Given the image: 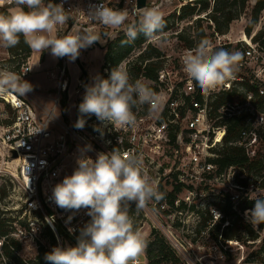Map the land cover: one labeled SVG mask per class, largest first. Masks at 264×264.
Wrapping results in <instances>:
<instances>
[{
    "label": "built area",
    "instance_id": "1",
    "mask_svg": "<svg viewBox=\"0 0 264 264\" xmlns=\"http://www.w3.org/2000/svg\"><path fill=\"white\" fill-rule=\"evenodd\" d=\"M156 1L147 0L146 7L155 5ZM52 2L63 3L71 17L58 28L62 35L73 30L92 29L101 34L126 29L135 22L139 10L138 0H105L109 7L128 10L124 25L108 28L91 21L87 15L90 6L101 0ZM2 6L10 5L5 2ZM211 26L213 32L209 41L214 52L223 49L242 55L234 79L209 95H202L195 81L189 80L183 72L182 57L193 48H183L177 55L165 54L154 79L143 73L138 78L163 95L162 110L152 114L147 105L141 110L133 109L137 121L135 126L127 129L117 130L112 123L101 122L94 115V136L86 137L79 129L65 124L48 107L42 109L30 92L20 97L15 94L0 97L13 114V121L3 127V143L9 154L12 151L18 154L21 166L18 190L22 193L19 200L23 202L20 209L17 206L0 207L1 217L6 218L9 228L8 234L0 235V264H17L9 253L29 264L30 259L21 255L23 247L32 251L41 246L51 250L56 246H76L80 229L91 220L88 210L61 209L52 200L55 185L62 182L65 162L75 154L74 146L84 149L91 145V150L86 152L93 161L98 153H107L114 148L121 153L142 155L158 190L160 183L164 186V199L150 203H168V195L175 187L181 190L176 193L174 203L215 201L220 193L225 199L227 194L235 204L253 198L249 192L258 190L260 185L244 179L243 174L249 167L255 170L251 163L258 157L262 159L264 170V150L261 154L257 150L258 145H264V45L256 39L255 31L250 35L245 33L248 40H244L243 35L232 39L228 33L219 34L215 24ZM22 69L26 75L30 68L24 64ZM248 85L256 90L249 89ZM68 86L69 79L62 68L57 79L58 98L54 99V108ZM235 121L241 122V126L236 136L228 140L229 125ZM54 123L62 132L53 138L50 126ZM226 144L244 149L249 161L220 169L219 151ZM242 180H247L248 184L243 185ZM219 188L224 189L219 191ZM8 199H11L10 195L5 202ZM70 228L73 231L70 232ZM252 258L241 259L237 264H264L256 257ZM139 264L146 263L139 258ZM189 264L196 263L189 260Z\"/></svg>",
    "mask_w": 264,
    "mask_h": 264
},
{
    "label": "clouds",
    "instance_id": "2",
    "mask_svg": "<svg viewBox=\"0 0 264 264\" xmlns=\"http://www.w3.org/2000/svg\"><path fill=\"white\" fill-rule=\"evenodd\" d=\"M5 2L11 7L7 13H0V46L4 48L17 46L22 36L33 51L42 53L50 49L53 57L74 61L81 49L101 41L100 34L92 29L59 36L58 28L71 19L63 3L0 0V6ZM136 14L138 20L129 25L122 43L134 42L140 34L148 40L166 36L163 32L166 22L159 8L145 7ZM87 15L105 27L120 28L128 19V10L114 9L101 0L90 6ZM241 60L239 52L223 49L214 52L211 42L202 38L183 55V72L207 96L234 79ZM32 89V84L10 66H0V97L12 94L20 97ZM164 103L162 94L139 79L133 82L121 62L111 70L109 78H97L86 88L79 105L81 115L74 126L82 129L86 124L84 117L95 115L101 122L112 123L117 130L127 129L137 121L133 109L141 110L147 105L148 111L155 114L162 110ZM89 150L91 145L81 150L76 170L55 185L52 200L61 209H87L91 220L80 229L76 246L53 247L44 259L49 264H139L148 240L134 226L130 208L134 204L139 212L150 202L164 199V193L156 187L142 155L121 153L114 148L98 153L93 161L85 154ZM244 216L253 227L264 224V199H255L254 208L246 210Z\"/></svg>",
    "mask_w": 264,
    "mask_h": 264
},
{
    "label": "rangeland",
    "instance_id": "3",
    "mask_svg": "<svg viewBox=\"0 0 264 264\" xmlns=\"http://www.w3.org/2000/svg\"><path fill=\"white\" fill-rule=\"evenodd\" d=\"M190 3H192V0H157L155 5H150V7H156L159 4L157 8L162 11L164 17L176 13L175 32L167 33L164 39L156 37L148 40L142 47H135L130 51L122 62L127 67L132 81L135 77L133 68L137 57L141 55L149 43L159 47L166 55H177L183 47L179 43L178 38L172 36V34L186 32L188 35L194 36L198 34L200 25L201 29H204L207 33L211 34L213 32L212 26L208 28L213 22L207 20V17H205L206 13H201V15H196L194 18L189 17L182 21L177 20L181 7ZM254 4L255 0H251L247 4L246 9L241 12L240 17L232 21L228 31L232 39L240 38L243 33L250 35L254 31L257 34L263 32L262 39H264V9L259 13L257 22L251 24L253 19L252 6ZM5 7L8 6H0V13ZM199 17H204V20L197 23L196 19ZM127 27L126 29L122 28L113 32L101 33L100 46L93 43L91 46L81 49L80 55L74 61H71L68 57H63V63L60 65L59 58L53 57L50 49L42 53L34 51L30 58L27 59V62L24 63L30 68L26 75H23L22 68L24 64L21 60L22 55L14 56L16 53H13L12 50L0 46V66H10L13 71L32 84L33 89L30 93L33 94L34 99L40 102L42 109L48 107L65 124L78 129L74 125L81 115L79 105L83 101L86 88L92 85L97 78L107 79L110 77L112 68L107 65V62H109L106 58L107 45L109 41L115 40L119 35H125ZM76 32L77 30H73L72 34ZM95 32L99 33V31ZM105 33L107 35H104ZM57 34L64 36L59 32ZM80 64L88 73V83H86ZM62 68L65 69V77L69 79V86L67 91L61 94L58 106L54 108V99L58 98L55 87ZM64 102L66 103L65 105ZM84 118L86 124L79 131L86 137H93L94 115L85 116ZM12 121L13 114L11 109L4 105L0 99V186H6L11 196V199L7 200L8 202H3V206H17V209H20L23 206V202L19 200L22 193L18 190L21 181V166L17 158H12L7 146L3 143V127ZM50 127L53 131V138L62 132L58 124H51ZM74 149L75 154L70 156L65 162V168L61 173L62 181L65 176H70L78 167L77 159L81 156L83 148L74 146ZM257 150L258 154H261L264 150V145H258ZM85 154L92 159L88 152ZM243 178L248 181L258 182L260 185L258 190L249 192V196L253 197L252 199L264 197V186H262L264 184V170L246 171L243 174ZM223 189L219 188L218 190L221 191ZM225 196L228 198L227 194ZM224 200L225 197H222L220 193L215 201L175 203L173 207L166 202L149 203L145 209L139 212H137L133 204L129 214L133 217L134 226L146 235L147 240L162 237L175 250L183 264H189V260L196 264H237L241 259L245 261L252 260L253 256L256 257V251L264 247V225L263 227H260V225L254 227L260 234L255 242L241 244L236 240L224 242L221 238L219 242H216L211 237L212 234L217 232L216 225L222 217L220 207L223 206ZM236 205L233 203L235 208ZM225 225L221 226L220 232L224 230ZM37 251L38 249L31 251L23 247L21 255L34 262L37 257ZM140 259L147 264L146 252L143 253ZM256 260L259 261L258 258Z\"/></svg>",
    "mask_w": 264,
    "mask_h": 264
},
{
    "label": "trees",
    "instance_id": "4",
    "mask_svg": "<svg viewBox=\"0 0 264 264\" xmlns=\"http://www.w3.org/2000/svg\"><path fill=\"white\" fill-rule=\"evenodd\" d=\"M251 0H192V3L186 4L181 7L180 13L177 16V20H184L186 18H194L196 15H201V13H206L207 20L212 21L215 24V29L219 34H227L230 30V25L232 21L238 19L243 10L246 9L247 4ZM9 7H5L1 13H7ZM264 9V0H255V4L252 6L253 19L251 24L257 22L259 13ZM176 13L170 16L164 17L166 26L163 29L165 34L170 32H175L174 28L176 25ZM204 20V17H199L196 19L197 23H200ZM211 28V25L208 26ZM164 39V35H158ZM172 36L178 38L179 43L183 48H194L200 39L209 38L212 36V33H207L204 29L198 31V34L194 36L188 35L186 32L174 33ZM263 32H260L256 35V39L262 42L264 45V39H262ZM126 37L124 34L119 35L115 40L109 41L107 45L106 58L109 60L107 65L112 69L115 68L119 63H121L130 53V51L135 47H142L148 39H146L143 34H140L139 37L131 43H122L125 41ZM13 53H16L14 56L22 55V63H26L27 59L32 55V50L24 43L23 37L20 38V43L13 47L9 48ZM165 55L159 47L149 43L144 51L137 57V61L133 68L134 80H137L140 75L143 73L144 76L150 79H154L156 75V70L161 65V57ZM63 63V58H59V65ZM249 89L256 90L255 87L248 85ZM66 103L64 102V105ZM11 122H8L10 124ZM241 122L235 121L233 124L229 125L227 132L228 140L233 139L238 131ZM218 163L220 169H224L230 165L234 164H243L249 161V155L247 152L239 147L226 144L219 151ZM262 159L259 157L251 163V166H254L256 170L262 169ZM247 171H252V168H248ZM243 185H247V180H242ZM264 186V184L262 185ZM181 189L175 187L173 192L168 195V204L174 206V199L176 193ZM9 190L6 186H0V207L3 206V202L9 196ZM257 199V198H256ZM259 199H264L260 197ZM255 206V199H244L243 201L237 203L236 208L233 206V203L229 198L224 200L223 206L220 207L222 212V217L219 220V223L216 225L217 232L212 234L211 237L214 241L219 242L220 238L224 242L231 240H236L241 244H246L248 242H255L260 234L251 224L246 222L244 217V212L249 209H253ZM3 211L0 209V235L4 236L9 233V228L6 224V218H2L1 215ZM225 223H227L225 225ZM224 226V230L220 232V228ZM264 224H261L260 227H263ZM213 229V226H212ZM264 246V241H263ZM19 247V245H18ZM51 249L46 247H40L38 254L34 262L31 260L29 264H49L44 259L46 253L50 252ZM147 264H183L180 261V258L177 256L175 250L169 246L162 237H158L154 240H148L147 248L145 249ZM255 254L256 258L260 262L264 263V247H261ZM14 257L17 264H25L20 258H17L13 253H9ZM253 260V259H252Z\"/></svg>",
    "mask_w": 264,
    "mask_h": 264
},
{
    "label": "water",
    "instance_id": "5",
    "mask_svg": "<svg viewBox=\"0 0 264 264\" xmlns=\"http://www.w3.org/2000/svg\"><path fill=\"white\" fill-rule=\"evenodd\" d=\"M146 4H147V0H138V5H137V7H138L139 9H143V8L146 7ZM137 20H138V17H136L135 22H136ZM135 22H134V23H135ZM80 31H82V30H80ZM94 44L97 45V46H100L99 41L95 42ZM80 65H81V64H80ZM81 68H82V71H83V73H84V77H85L86 83H88V80H89L88 73H87V71L82 67V65H81ZM11 156H12V158L14 159V158H17V157H18V154L16 153V151H12V152H11ZM159 190H160L161 192L164 191V186L162 185V183H160V185H159Z\"/></svg>",
    "mask_w": 264,
    "mask_h": 264
},
{
    "label": "bare ground",
    "instance_id": "6",
    "mask_svg": "<svg viewBox=\"0 0 264 264\" xmlns=\"http://www.w3.org/2000/svg\"><path fill=\"white\" fill-rule=\"evenodd\" d=\"M243 36H244V40H248V36L245 33H243ZM17 161L19 162L18 158H17Z\"/></svg>",
    "mask_w": 264,
    "mask_h": 264
},
{
    "label": "crops",
    "instance_id": "7",
    "mask_svg": "<svg viewBox=\"0 0 264 264\" xmlns=\"http://www.w3.org/2000/svg\"><path fill=\"white\" fill-rule=\"evenodd\" d=\"M32 53H34V51L32 50ZM43 63V62H42ZM56 88V87H55Z\"/></svg>",
    "mask_w": 264,
    "mask_h": 264
}]
</instances>
